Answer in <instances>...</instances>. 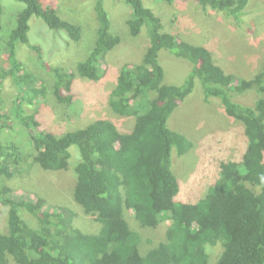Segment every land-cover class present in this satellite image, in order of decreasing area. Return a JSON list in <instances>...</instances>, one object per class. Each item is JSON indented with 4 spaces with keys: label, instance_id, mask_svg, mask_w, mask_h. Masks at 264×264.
<instances>
[{
    "label": "trees",
    "instance_id": "obj_1",
    "mask_svg": "<svg viewBox=\"0 0 264 264\" xmlns=\"http://www.w3.org/2000/svg\"><path fill=\"white\" fill-rule=\"evenodd\" d=\"M17 1L24 8L7 40L10 66L0 69V94L7 78L19 90L9 112L0 103V204L6 207L7 224L0 231V264H264V63L250 78L236 75L209 47L165 31L163 18L144 0H114L131 7L126 20L131 36L145 33L149 40L141 62L121 67L108 100L114 113L135 119L132 129L121 130L106 117L57 134L44 128L38 117L43 100L73 105L75 79L100 80L106 55L122 39L113 31L105 0H97L98 30L92 49L75 70L54 66L42 47L30 40L32 17L42 18L58 35L63 32L76 42L82 38V26L62 18L50 0ZM195 1L207 14L220 11L241 23L251 0ZM23 44L52 75L51 82L26 68L18 54ZM164 49L191 63L183 83L165 82L160 61ZM197 79L204 100L218 98L226 114L243 125L246 146L238 159L222 160L206 194L191 201L188 193L183 195L184 183L173 170L172 156L174 150L178 155L188 153L194 143L168 122ZM245 93L253 95L252 104L234 100V95ZM13 118L28 129L32 154L1 137L4 129L12 128ZM26 161L38 163L41 172H64L61 187L68 181L70 189L65 202L47 201L38 193L33 199L14 195L7 180ZM75 203L101 224L99 232L88 233L75 224L80 215L71 206ZM21 211H26L25 218ZM131 219L148 231L167 223L164 236L145 238ZM218 244L223 250L214 261L208 247Z\"/></svg>",
    "mask_w": 264,
    "mask_h": 264
},
{
    "label": "rangeland",
    "instance_id": "obj_2",
    "mask_svg": "<svg viewBox=\"0 0 264 264\" xmlns=\"http://www.w3.org/2000/svg\"><path fill=\"white\" fill-rule=\"evenodd\" d=\"M50 1L54 3L62 18L82 26L81 40L72 41L63 32L58 35L42 18L36 16L32 17L30 22V40L42 47L47 62L75 70L77 64L86 58L96 40L97 0ZM144 3L163 18L165 31L177 38L209 47L215 58L217 60L219 58L220 63H223L230 72L250 78L261 69L264 63V0H251L241 23L226 18L220 11L207 14L195 0H175L172 4L162 0H144ZM2 5L4 9L0 15V69H6L10 66L6 60L7 40L16 24L18 12L24 8V3L3 0ZM105 6L111 16L113 31L121 36L122 41L106 55L105 73L100 80L93 81L81 76L75 79L73 105L55 106V100H43L38 117L47 130L62 134L106 117L112 118L121 130L132 129L135 119L114 113L109 107L108 100L116 86L121 67L141 62L149 46V40L145 33L137 37L131 36L126 24L131 13L130 6L114 0H105ZM18 54L29 71L43 77L47 82L52 81V75L37 64L27 45H20ZM160 61L166 70L167 83H183L192 68L188 60L175 56L167 49L160 52ZM27 92L29 94V91ZM18 94V87L13 84L11 78H7L0 94V103L8 112L15 106ZM234 100L250 105L253 103V95L250 93L234 95ZM11 116H14L13 112ZM12 123V128L4 129L1 137L19 145L24 153L32 154L34 148L31 141H28L30 139L28 129L15 118L12 119ZM239 123L226 114L218 98H211L208 102L204 100L199 79L196 80L193 92L171 115L169 126L186 135L194 143V147L188 153L178 155L174 150L172 156L173 170L177 177L182 179L183 195L188 193V200H198L206 194L207 185L218 177L219 163L222 160L238 159L242 155L246 138L243 135V125ZM72 149L77 159L75 147ZM40 170L44 169L38 163L26 161L22 164L20 172L7 180V184L13 187L14 195L19 199H33L34 193H38L45 196L47 201L65 202L70 189L68 181L61 187L60 180L64 178V172ZM75 205L76 207L71 206L80 213L75 219V224L85 232H99L101 224L98 223V229L97 222L84 213L83 207L77 203ZM47 208L51 209V205ZM25 213L26 211H21L23 217ZM130 213L132 212L129 211ZM5 220L6 207L0 204V231L7 228ZM130 221L135 229L139 227L140 231L143 230L145 238L155 237L159 240L164 236L167 223L160 229L148 231L132 219ZM222 250L223 247L219 244L208 247L214 261Z\"/></svg>",
    "mask_w": 264,
    "mask_h": 264
}]
</instances>
